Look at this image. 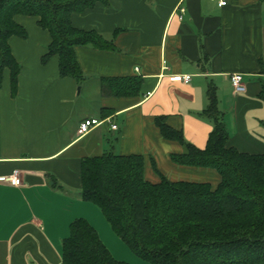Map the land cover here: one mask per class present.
I'll use <instances>...</instances> for the list:
<instances>
[{
	"label": "crops",
	"instance_id": "obj_1",
	"mask_svg": "<svg viewBox=\"0 0 264 264\" xmlns=\"http://www.w3.org/2000/svg\"><path fill=\"white\" fill-rule=\"evenodd\" d=\"M224 1L225 6L218 0H110L73 14L75 29L94 31L114 48H75L85 76L80 86L59 77L57 56L41 63L51 39L36 19L15 17L27 38L9 40L21 67L16 94L9 70L0 84V177L17 171L22 184H0V264H62V242L76 219H85L108 246L105 238L114 237L109 225L80 197L85 158L138 155L149 183L163 176L215 189L220 182L215 171L171 161L182 148L163 139L155 125L156 118H164L169 129L204 149L212 123L200 114L209 104V87L229 146L264 155V105L258 98L264 80V0ZM233 74L242 76L244 93H234ZM175 76L191 78L184 83ZM123 80L139 82L138 90L116 97L110 84ZM85 120L102 123L79 136Z\"/></svg>",
	"mask_w": 264,
	"mask_h": 264
},
{
	"label": "trees",
	"instance_id": "obj_2",
	"mask_svg": "<svg viewBox=\"0 0 264 264\" xmlns=\"http://www.w3.org/2000/svg\"><path fill=\"white\" fill-rule=\"evenodd\" d=\"M110 0H0V84L9 70L11 92L17 91L20 65L9 40L27 38L16 16L36 19L51 39L41 63L57 56L60 78L78 86L85 76L75 56L76 47L114 50L94 31H81L71 16ZM114 96L130 95L139 82L117 81ZM102 82V91L106 89ZM104 93V92H103ZM208 106L200 114L212 123L204 149H197L181 132L169 129L164 118L155 125L163 139L180 144L182 153L171 155L179 166L210 169L220 178L213 189L207 183L170 182L160 176L156 184L144 178L142 156L113 152L81 162L82 201L96 206L112 232L148 264H264V155L240 153L229 146V134L218 110L214 88L207 90ZM259 100L264 105V80ZM264 124V119H263ZM62 264H127L116 261L85 220L69 226L62 242Z\"/></svg>",
	"mask_w": 264,
	"mask_h": 264
},
{
	"label": "built area",
	"instance_id": "obj_3",
	"mask_svg": "<svg viewBox=\"0 0 264 264\" xmlns=\"http://www.w3.org/2000/svg\"><path fill=\"white\" fill-rule=\"evenodd\" d=\"M219 6H225L226 2L224 0H218ZM190 76H175L174 80L188 83L190 81ZM230 83L235 94H242L245 92V86L243 84L242 76L240 74H233L230 76ZM102 122L96 120H85L78 127V135L84 136L88 134L93 128L101 125ZM112 130H116V126H111ZM0 184H8L12 187L21 186V178L17 171L13 172L9 176L0 177Z\"/></svg>",
	"mask_w": 264,
	"mask_h": 264
},
{
	"label": "rangeland",
	"instance_id": "obj_4",
	"mask_svg": "<svg viewBox=\"0 0 264 264\" xmlns=\"http://www.w3.org/2000/svg\"><path fill=\"white\" fill-rule=\"evenodd\" d=\"M103 217V215H101ZM103 220L107 223L105 218ZM108 224V223H107ZM111 234L114 236L112 240L109 238L105 241L108 246H105L108 251L111 253L112 257L119 262L127 263V264H148L147 262L143 261L135 254H133L129 248L112 232L109 226ZM105 245V244H104Z\"/></svg>",
	"mask_w": 264,
	"mask_h": 264
}]
</instances>
